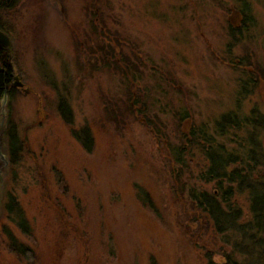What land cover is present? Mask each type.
Returning <instances> with one entry per match:
<instances>
[{
	"label": "rangeland",
	"instance_id": "obj_1",
	"mask_svg": "<svg viewBox=\"0 0 264 264\" xmlns=\"http://www.w3.org/2000/svg\"><path fill=\"white\" fill-rule=\"evenodd\" d=\"M242 1L253 22L231 43L228 23L239 22ZM0 19L28 88L9 96L1 126L10 118L24 149L12 163L0 145L8 160L0 159V264H207L225 253L238 264H264V231L261 242L244 230L221 239L193 224L180 187L197 183L187 170L177 176L172 159L180 126L193 122L221 140L214 128L222 113L264 114V0H19ZM128 92L155 124L125 111ZM60 100L72 109L71 124ZM180 107L190 122L175 117ZM80 127L91 131L90 150L72 136ZM255 132L264 150V129ZM191 147L196 173L203 156ZM7 191L29 234L5 215ZM243 195L241 224L250 217ZM9 233L28 257L9 247Z\"/></svg>",
	"mask_w": 264,
	"mask_h": 264
},
{
	"label": "trees",
	"instance_id": "obj_2",
	"mask_svg": "<svg viewBox=\"0 0 264 264\" xmlns=\"http://www.w3.org/2000/svg\"><path fill=\"white\" fill-rule=\"evenodd\" d=\"M240 4L241 9L238 11L237 18L239 22L235 23V25L228 23L231 43L233 38L236 40V37L242 34L248 23L247 21L253 22L247 6L248 3L242 1ZM114 63L117 67L120 64L116 60H114ZM4 69L8 72L10 71L7 67L6 57L0 61V100L4 91ZM121 70L127 72L128 69L123 68ZM247 76L251 85L255 84V82L257 83L256 71L249 70ZM9 95L12 97V92ZM135 96L136 94L132 92L127 93L125 102L127 110L125 111H134L144 122L151 125L155 124L156 121L150 120L146 113V105L141 103L142 107L135 99ZM58 111L66 123H72V109L66 100L58 102ZM256 113L258 111L254 109L249 115H242L232 111L222 113L215 120L214 128V132L219 135V138H223L221 140L214 138L204 128L196 126L193 122L190 123V126L188 125L187 129H179L181 126L178 128L181 144L173 149L172 152V159L180 170H177V176L180 175L181 171L187 170L197 183L180 187L184 191L186 200L195 209L192 222L199 228L202 225H206L208 232L210 231L215 236L220 235L221 239L223 237L226 238L227 230H244L248 232L249 239L258 242L262 241V237L258 233L264 231V150L261 137L257 135L258 133L255 130L264 129V114L256 115ZM174 114L175 117L180 116V122H190L191 113L188 110L180 107L177 108ZM9 119L7 118L5 122L2 139L10 161L15 163L24 146L16 133L13 123ZM243 128L245 129L244 131ZM229 130L231 134L228 133ZM71 133L85 150L92 148V134L88 127L73 128ZM228 143H232V145H228ZM191 146H195L194 150L200 151L203 156V161L196 173H192L188 164V160L193 156ZM187 156L190 158L186 160ZM258 168L261 169V172L255 175V171ZM207 184L212 186L207 188ZM244 192L246 195L243 196L247 201L248 215L250 217L244 221L245 223L241 224L238 221L242 213L238 195H242ZM140 198L144 204L149 200L146 193L141 194ZM4 208L8 220L13 222L22 233L29 234L30 227L25 213L16 196L10 191L6 192ZM7 237L9 239V247L15 253L29 256L30 249L26 245L15 240L13 234L9 233ZM222 251L224 250H220V252ZM206 263L238 264L233 261L230 254L226 253L220 260L208 257Z\"/></svg>",
	"mask_w": 264,
	"mask_h": 264
},
{
	"label": "flooded vegetation",
	"instance_id": "obj_3",
	"mask_svg": "<svg viewBox=\"0 0 264 264\" xmlns=\"http://www.w3.org/2000/svg\"><path fill=\"white\" fill-rule=\"evenodd\" d=\"M18 1L19 0H0V11L2 9L11 8ZM94 9L98 11V5L96 2H94ZM99 17H100L99 13L95 14L93 17V20L98 22ZM5 24H6L5 21L0 19V41H2L1 36L4 34L10 42V46H4V45L0 44V61L2 59H5V57H6L7 58V67L10 69L9 72L6 69H4L5 75H4V83H3V89H4V87L6 88L7 95L9 97L10 92H12L13 95L17 92L26 94L28 92V88H26V86L24 85V83L21 80L20 74L18 72H16V70L14 68V65H13L14 56H12V54H11V49H12L11 37H10L11 33L7 30L6 26H4ZM98 28H99V30H101L103 28V26L99 25ZM98 49L99 50L101 49L100 46ZM117 60H118V58H117ZM133 94H134V92H133ZM4 182H5V178L2 181V184H3L2 186L5 185ZM5 195L6 194L3 193L4 200H5ZM3 198H1V200H3Z\"/></svg>",
	"mask_w": 264,
	"mask_h": 264
},
{
	"label": "water",
	"instance_id": "obj_4",
	"mask_svg": "<svg viewBox=\"0 0 264 264\" xmlns=\"http://www.w3.org/2000/svg\"><path fill=\"white\" fill-rule=\"evenodd\" d=\"M1 37H2V41H0V44L4 45V46H10V42L7 39V37L4 34ZM8 100H9V97L7 95L6 88L4 87L3 95H2L1 100H0V115H1V121H0V145H1V142H2L1 140H2V132H3V130L1 129V126H2V123H3L4 119H5V105H6ZM2 144H3V142H2ZM0 159L4 162L5 165H7L8 160L6 158V155H4L1 151H0ZM0 174H1V171H0ZM0 178H1V176H0Z\"/></svg>",
	"mask_w": 264,
	"mask_h": 264
}]
</instances>
